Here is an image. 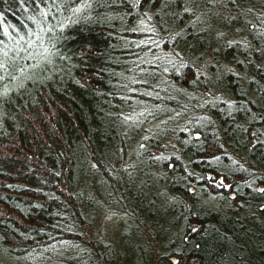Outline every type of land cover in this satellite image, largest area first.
<instances>
[{
  "label": "trees",
  "instance_id": "obj_1",
  "mask_svg": "<svg viewBox=\"0 0 264 264\" xmlns=\"http://www.w3.org/2000/svg\"><path fill=\"white\" fill-rule=\"evenodd\" d=\"M0 264H264V0H0Z\"/></svg>",
  "mask_w": 264,
  "mask_h": 264
}]
</instances>
